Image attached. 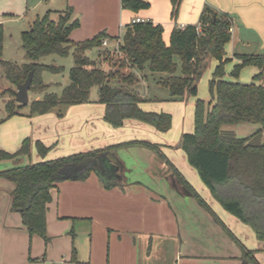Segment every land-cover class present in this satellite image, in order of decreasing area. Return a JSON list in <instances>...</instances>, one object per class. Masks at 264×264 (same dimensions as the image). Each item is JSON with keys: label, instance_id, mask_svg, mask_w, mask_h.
<instances>
[{"label": "crops", "instance_id": "1", "mask_svg": "<svg viewBox=\"0 0 264 264\" xmlns=\"http://www.w3.org/2000/svg\"><path fill=\"white\" fill-rule=\"evenodd\" d=\"M147 1L149 9L134 13L124 9L121 0H53L48 12H53L52 18L57 20L60 13L73 10V20L80 24L71 33L75 42L93 39L101 32L120 38L127 25L141 19L162 25L164 41L169 44L175 26L197 25L203 9L209 5L221 12L239 14L246 22V31L233 25L232 39L226 45L230 63H240L237 54L252 55L248 51L252 42L264 51V0H183L176 20L172 18L170 0ZM39 2L0 0V24L11 19L24 20ZM38 16L31 21L30 28ZM107 41L108 48L116 43ZM48 58L41 60V64L51 65L45 62ZM24 59L19 66L29 62L26 56ZM214 61L215 71L218 61ZM250 68L245 75L254 78L259 70ZM155 80L158 83V78ZM225 80L236 82L230 77ZM238 81L253 82L240 78ZM46 85L49 90L51 85ZM137 91L148 100L141 105L143 110L164 112L166 107V113H173L172 104H164L168 101L157 95L163 96L160 90L150 92L151 95ZM34 94L39 96L33 101L44 96ZM189 98L182 105L186 102L189 106ZM98 99V90L94 95L91 92L89 103L60 109L62 116L59 109L31 116L30 100L21 115L0 120L1 150L14 153L27 139L31 144L29 155L0 161V172L42 161L37 142L50 148L45 159L54 160L123 142L148 141L161 146L189 183L199 184L195 190L223 225L195 197L179 188L169 166L158 154L146 147L122 148L115 158L122 168L113 179L93 171L86 178L61 179L57 183L47 213L49 243L39 236H30L21 214L12 210L14 184L0 178V264H250L247 250L253 251L255 259L264 264V242L257 239L250 226L227 212L198 180V173L190 170L193 167L181 149L182 127L178 130V124L173 122L169 132L161 133L149 125L128 120L123 127L114 128L104 120L106 106ZM193 104L191 100L190 106ZM193 130L188 128L186 133Z\"/></svg>", "mask_w": 264, "mask_h": 264}, {"label": "trees", "instance_id": "2", "mask_svg": "<svg viewBox=\"0 0 264 264\" xmlns=\"http://www.w3.org/2000/svg\"><path fill=\"white\" fill-rule=\"evenodd\" d=\"M121 1L124 9L134 13L151 6L147 0ZM170 1L172 18L176 20L183 0ZM52 13L38 16L30 30L22 33V49L29 61L27 64L19 66L0 60L6 79L13 85L24 83L33 72L30 91L44 96L31 102V116L89 103L91 92L96 87L98 102L106 106L104 120L112 127L120 128L126 121L133 120L167 133L172 128V115L143 110L141 105L148 100L138 93L137 85L150 73L158 75V84L169 90L172 101L197 97L198 83L209 60L218 61L210 81L212 97L207 101L197 100L194 130L182 135L181 149L214 199L227 212L250 226L257 239L264 242V54H237L240 63L232 72L236 82L225 80V66L231 62L226 53L234 25L231 14L206 5L199 23L175 26L167 44L163 38V26L152 21L127 25L120 38L101 32L93 39L75 42L71 33L80 24L73 20V10L70 8L60 13L57 20L52 18ZM104 40L120 41L122 58L117 60L119 68L116 70L106 71L86 55L90 50L101 48ZM3 44V25L0 24V59ZM71 54L74 67L69 72L70 84L61 95L47 92L49 86L44 83L43 74H60L64 68L41 64V60L51 56L67 58ZM246 67L259 70L249 84L238 81ZM123 68L130 72H123ZM13 95L16 96V92ZM26 106L16 100L7 102V115L3 121L21 115ZM59 116H62L61 110ZM240 125L255 126L254 133L238 137L225 129L226 126ZM36 147L42 161L0 172V178L15 186L12 210L21 214L23 225L31 237L39 236L49 243L47 213L53 199L52 190L61 179H83L93 171L113 179L122 168L115 159L116 152L129 147H146L158 154L169 166L179 188L195 197L220 222L207 202L162 152L159 144L128 141L54 160L45 159L50 148L41 142H37ZM30 152L31 144L27 139L14 153L0 149V161L19 159ZM75 254L74 251L73 258ZM247 259L250 264H260L253 251L247 250Z\"/></svg>", "mask_w": 264, "mask_h": 264}, {"label": "rangeland", "instance_id": "3", "mask_svg": "<svg viewBox=\"0 0 264 264\" xmlns=\"http://www.w3.org/2000/svg\"><path fill=\"white\" fill-rule=\"evenodd\" d=\"M53 0H40L36 10L29 13L28 17L24 20H16L11 19L7 20L6 22H1L3 25V33H4V44H3V53L2 58L0 60H4L6 62H11L14 64L21 65L25 59H24V50L22 49V33L24 31L30 30V23L31 21L36 17V15L44 16L48 13L49 9L52 8L50 3ZM54 14H57V12H54ZM56 16V15H54ZM234 18V25L236 26L237 30H239V27L246 31L247 26L245 20L242 19V17L239 14H232L231 15ZM257 39V37H256ZM119 40H116V43H113L108 48L107 46H102L101 48H95L90 52H87L86 55H88L91 59L95 60L97 59V65L102 67L106 71L110 70H116L119 68V64L117 63V60H120L121 55L119 53ZM115 46V47H114ZM257 46L254 45V43H251V46L248 48V51H251L254 55H261L264 54V51L259 50V48H256ZM252 54V55H253ZM1 62V61H0ZM46 63L54 65V66H61L64 67V71L60 74H54L50 72H45L42 76L43 81L47 84H50V89L48 92L55 93L57 95H61L63 88L68 86L70 84V76L69 72L74 67V58L71 54L67 58L52 56L48 58ZM216 66V62L214 59L210 60L207 67L205 68L203 75L199 81L198 84V95L197 97H191L189 100V106L186 105V102L184 105H182L184 101L178 102V101H172L170 99V93L169 90L161 85H159L155 78H158V75H152L150 73L147 74L146 78H143L141 82L137 85V89L142 90L146 93L154 92L157 90H160V92H163V96H161L159 93L157 94L162 99H166L168 102H165L164 104H172V107L174 109L173 113H170L173 117V122L178 124V130H180V127L183 128L184 132L186 133L188 128L191 130L194 129V121H195V105L198 99L201 100H210L212 97L211 89H210V81L213 78V71ZM251 68L247 67L244 68L240 73L239 78L246 80L248 82L252 81L253 78H250L249 76H246V73H249ZM123 72H130V70L127 68L121 69ZM234 70V65L232 63H228L225 66L226 71V77H230L232 79H235L232 76V72ZM229 71V72H228ZM141 76V75H139ZM144 80V81H143ZM148 81V82H146ZM116 84V83H115ZM98 88H94L92 90V94H96ZM13 92H17V86L10 83L4 73V68L0 63V120L6 118V110H5V104L9 101H15L16 96L13 95ZM36 92L30 91V100L33 101L36 99L39 94H34ZM42 95V94H41ZM151 95V93H150ZM191 100H193L194 104L190 106ZM157 103V102H156ZM159 103V102H158ZM161 103H163L161 101ZM159 103V104H161ZM168 108H164V112H167ZM173 128V124H172ZM171 128V129H172ZM255 126L252 125H240V126H226L225 129L233 131L238 137H244L249 136L252 133H254ZM190 168V167H189ZM195 174H197L196 170L194 168H190ZM198 180H200L199 175L197 174ZM193 179V178H192ZM194 181V180H193ZM200 181H198L199 183ZM192 186L196 189L199 184H194L190 182ZM197 183V182H196ZM195 185V186H194Z\"/></svg>", "mask_w": 264, "mask_h": 264}, {"label": "water", "instance_id": "4", "mask_svg": "<svg viewBox=\"0 0 264 264\" xmlns=\"http://www.w3.org/2000/svg\"><path fill=\"white\" fill-rule=\"evenodd\" d=\"M33 75V72H30L26 81L17 85L16 101L21 105H28L30 102L29 92L33 81Z\"/></svg>", "mask_w": 264, "mask_h": 264}, {"label": "built area", "instance_id": "5", "mask_svg": "<svg viewBox=\"0 0 264 264\" xmlns=\"http://www.w3.org/2000/svg\"><path fill=\"white\" fill-rule=\"evenodd\" d=\"M141 22H145V21L144 20H141V19H136V20L133 21V23H141ZM107 45H108V41L107 40H104L103 41V46H107Z\"/></svg>", "mask_w": 264, "mask_h": 264}]
</instances>
